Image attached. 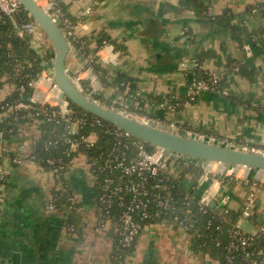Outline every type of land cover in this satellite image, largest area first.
Returning a JSON list of instances; mask_svg holds the SVG:
<instances>
[{
    "label": "crops",
    "instance_id": "0c3cea01",
    "mask_svg": "<svg viewBox=\"0 0 264 264\" xmlns=\"http://www.w3.org/2000/svg\"><path fill=\"white\" fill-rule=\"evenodd\" d=\"M62 1L75 21V36L87 44L83 51L70 47L67 68L93 97L106 104L115 100L117 106L129 108L134 99L128 89L117 94L115 84L108 83L102 73L113 79L121 75L132 81L142 113L154 122L163 126L176 122L180 134L191 132L193 136L264 151L263 41H250L244 33L240 37L228 27L212 25L184 7L182 0ZM203 1L208 16L220 17L229 10L231 26L264 29V0ZM89 55L96 56L101 73L86 66ZM198 58L202 73L223 75L227 93L200 91L193 100L181 103L197 78ZM238 65L241 71H229V66L233 69ZM49 87L42 88L40 97L38 89L33 95L59 104L54 97L58 92L48 93ZM13 90L9 79L0 80V103ZM169 96L180 101V106L170 108L173 103H169ZM42 129L39 121H27L4 141L8 153L0 158L5 179L0 180V264H113L110 254L116 224L98 226L94 177L92 171L90 178L83 168L84 155L76 156L66 173L78 208L74 212L65 207L47 209L56 174L30 158ZM15 157H22V162L16 164ZM172 168L176 171L177 167L172 163ZM244 174L243 169L237 172L232 189L220 184V192L229 197L227 204L232 210L243 208L249 192L243 183ZM183 184L190 185V180L184 179ZM209 184L205 182L202 189ZM71 214L76 227L69 224ZM245 219L254 223L253 230L243 229L246 232L264 226V186L258 189L253 214ZM191 240L186 230L151 222L137 239L133 254L121 264H220L194 249Z\"/></svg>",
    "mask_w": 264,
    "mask_h": 264
},
{
    "label": "built area",
    "instance_id": "2783aa9c",
    "mask_svg": "<svg viewBox=\"0 0 264 264\" xmlns=\"http://www.w3.org/2000/svg\"><path fill=\"white\" fill-rule=\"evenodd\" d=\"M49 4L48 10L50 9V15L58 24L63 23L64 28H61L65 32L70 45L73 46L72 40L76 38L74 24L64 15L61 8L55 7V4L51 0ZM24 12H26V10L19 0H0L1 17H13ZM25 32L33 36V40L35 41L32 42V47L37 52L39 58H42V63L44 64L41 77L30 83L35 89H38L37 82L41 79H47L46 77H48L49 65L47 64L48 61L38 53L36 47L39 45L45 46L46 43H49L51 47L52 42L48 39L41 25L33 18L26 21L18 31L21 36L24 35ZM43 40L46 41L43 42ZM95 61L96 56L89 55L86 58V66L93 69ZM196 65H198L197 62ZM21 68L22 66H16V76L20 74ZM95 79H97V77L93 78V80ZM49 81L52 84L54 80L53 78H49ZM74 81L82 88L77 80L74 79ZM223 81V75L211 73L206 79L193 81L188 95H190L193 100L195 95L200 91L223 93L225 92L224 89H221ZM54 87H56L55 82ZM14 89H17L23 96L25 91L24 85L17 87L14 84ZM88 95L92 97L93 92H88ZM54 97L60 102L59 104L42 101L33 94L29 97L30 101L40 104L39 110L33 113V115L38 118L39 122L43 123L45 121H50L59 124L63 121L65 127L63 133L54 134L46 139L44 144L45 150L49 151L53 148L56 149L59 145L64 144L67 147L63 152L70 155L71 152L82 147L84 144L88 148L97 144L98 136L96 135L82 136L81 138L75 136L78 126L84 124L85 118L73 116V112L69 108V102L60 100L58 94H54ZM97 101L107 107L116 108L118 111L124 112L128 116L140 121L146 123L150 121L154 122L143 113L140 114L129 111L128 107L125 106H117L115 100H112L108 104L100 100ZM45 104H50L52 108L56 106L59 108L52 109L48 112L45 110ZM29 107L30 105L24 100L16 101L10 107L9 104H6L2 107L5 110L3 117H9L12 113L11 111L18 112L22 109H28ZM169 107L174 109L176 106L170 105ZM96 118L97 120L93 125L96 124L104 127L105 125L101 121L102 119ZM155 123L157 125L161 124V122L157 121ZM166 127L180 134L176 122H171ZM105 131L113 135L114 142L109 150L101 152L100 158L102 159V163L98 169L101 175L96 176L92 173L94 185L95 183L98 185V194L95 198L98 226L104 227L113 220H117L119 223L117 231L120 234L118 245L124 247L130 246L139 238L145 227L144 221L153 217L161 218V222H166L172 227L187 230L188 225L186 219H181L179 214L171 215L170 211L173 209V200L172 196L168 195L170 188L174 186L175 182H179L180 178L179 174L176 177L172 174V163L176 164L177 159L182 157L172 156L168 151L161 148L150 150L146 147L144 141H133L130 138L131 134L118 127H107ZM187 134L192 135L191 132H187ZM196 137L203 138V136ZM241 148L264 153L262 150L249 148L247 146H242ZM7 153V149L4 146L3 133L0 132V154L5 155ZM30 158L39 162L35 154H31ZM22 160V157L14 158L16 164L21 163ZM42 160L45 161L56 174V184L52 194L53 197L48 201L47 209L55 211L65 207L68 212L76 210L78 208V200L76 195L69 189V184L66 180L67 172L64 170L65 163L63 159L59 157L58 160H56L55 158L47 157ZM241 169L245 171L244 178L247 179L249 168L245 166H224L221 163L220 165L216 164V162L205 165L204 173L199 179V184L203 185L205 182H210V184L201 194L197 192L192 194L189 189L194 188H192L191 185L183 184V187L186 189L185 198L189 200L187 205H189L193 199H197L199 210L203 213L209 211L213 201L216 202V205L218 203L220 205H228L227 201L229 197L227 195H222L220 192L222 180L215 177L210 178V174L235 177L237 172ZM3 179V169L0 167V180ZM258 180L262 182L261 177H258ZM258 189L259 184H254L252 190L246 195L242 216L228 230L227 240L219 237L216 241V245L221 247L224 251L225 264H264V246L260 244V240L264 236V226L255 232H246L241 227L242 219L248 218L253 214ZM63 197L66 202H61L60 204L58 201L59 199H63ZM227 211L228 210H225V212ZM169 213L170 217H166L165 215ZM208 222L209 225L212 224V220ZM216 230L223 234L222 222L216 225Z\"/></svg>",
    "mask_w": 264,
    "mask_h": 264
},
{
    "label": "trees",
    "instance_id": "16d2710c",
    "mask_svg": "<svg viewBox=\"0 0 264 264\" xmlns=\"http://www.w3.org/2000/svg\"><path fill=\"white\" fill-rule=\"evenodd\" d=\"M55 7H59L62 9L64 15L71 20V22L74 24L75 21L72 17L69 16L67 12V6L63 3L62 0H51ZM182 5L188 9H191L195 12V14L207 20L212 25H220L224 27H228L234 31L235 34L238 36H243L242 33L245 34L246 39H249L252 41V39L256 41H263L264 43V29L263 30H255V31H249L245 26L236 27L230 25V20L232 19V14L229 10L225 11L220 17H211L208 16L207 11L208 7L205 4L203 0H182ZM32 17L27 14V12H24L22 14H19L17 16H0V80L3 78L9 79V81L13 84H15L17 87L20 85L25 86V91L23 96L21 93L14 89L12 94L7 97L4 101L0 103V132L3 133V140L6 141L9 139L12 135L17 133L18 127L21 123L27 122V121H33L38 120L36 116L33 115L34 112H37L40 108V104L30 101L29 97L34 93L35 88L34 86L30 85L32 81L38 80L40 77V74L44 68V64L42 63V58H39L37 52L32 47V41L33 36L29 33H24V35H19L18 31L22 27V25L26 22L31 20ZM60 27L64 28L63 23L59 24ZM256 37V38H255ZM253 40V42H254ZM72 44L78 48L80 51H83V48L86 47V41L81 38H75L72 40ZM85 50V49H84ZM199 59V58H198ZM47 60V59H46ZM200 60H198V65L196 66V74L197 78L196 80L206 79L208 78L207 73H202V70L200 69L201 64ZM22 66L21 72L18 76H16V66ZM94 68L97 73H101L99 70H101L99 64L94 63ZM241 65L238 66H232L233 69H231V66H229V71L232 72L234 70L239 72L241 71ZM246 69L242 70V73L245 74ZM103 77L108 81V83H114L117 87V94L121 93V91H124L126 88L128 89V94L132 96L134 99V103L131 104L128 108L129 111H133L136 113L142 114L141 108L142 104H140V97L138 92L134 89V85L131 80H127L124 78V76L118 75L117 77L110 78L107 77L106 73H102ZM202 74V75H201ZM224 83V81H223ZM82 89L86 94H88V91L85 87L82 86ZM221 89H224L226 92V89L224 85L222 84ZM223 92V93H225ZM227 93V92H226ZM25 96V97H24ZM92 98L96 100H100L97 96ZM191 101V96L186 95L185 98L181 99V103L184 100ZM26 101L30 107L28 109H22L18 112L11 111V115L7 118L3 117V114L5 110L2 108L4 105L9 104V107L15 103L16 101ZM161 102L164 101V99H160ZM69 102V108L72 110V115L76 116L78 118H85L84 124H81L78 126L76 137L81 138L82 136H98V142L92 147H86L85 144L82 145V147H79L77 150L73 151L69 154H65L63 150L67 147L66 145H59L56 149H51L49 151L45 150L44 144L46 139L50 138L54 134H61L64 132V124L63 121L59 124L45 121L40 122L42 129V136L40 138V141L34 151L33 154L36 155V158L39 160V163L42 164L45 168L51 170V167L42 159H46L47 157L55 158L58 160L59 157L63 159V162L65 163V171L67 172L72 164V161L76 156L84 155L86 158V161L91 165V171L96 176L101 175L99 172V167L102 163V159L100 158L101 152H105L110 149V147L113 145L114 139L113 135L110 133H106L105 128L107 127H116L113 124L106 122L104 120H101L104 123V127L93 125L94 122H96L97 118L93 116L92 114L86 112L79 106L75 105L71 101ZM169 103H173L176 107L180 106V101H176V99L169 96ZM136 105V107H135ZM45 110L51 111L52 109H58L59 107H53L50 104H45ZM43 117V116H41ZM87 121V122H86ZM130 138L133 141L139 142L142 141L140 138L131 135ZM143 142V141H142ZM146 147L150 150H155L156 147L144 142ZM3 156L0 154V158ZM1 163V159H0ZM180 168V178L179 182H175L174 186L170 188L168 191V195L172 196L173 200V209L170 211L171 215L179 214L181 219H186V223L188 225V231L192 235V247L194 249H200L204 253L208 254L210 258L214 260H218L220 264H225V256L224 251L221 247L216 245V241L219 237L223 238L224 240H227V232L228 230L235 224L242 216L243 208H240L238 210H232L228 205H216L215 207H211L207 213H203L199 210V207L197 205V199H193L189 205H187L188 199L185 198V187H183L182 181L184 179L190 180V185L194 189H189V191L192 194H195L194 192H198L200 190L201 192L205 189H202V185L199 186V179L204 173V164L200 161L193 162L192 160H188L186 158H179L177 159V162L175 164V168ZM217 178L222 180V184H227L228 187L231 189L235 186V183L237 182L236 178L234 176H226L221 174H210V178ZM5 181V180H4ZM3 182H0V185ZM244 184H246V189L249 191L252 190L254 184H259V188L264 186V184L256 179L250 178V179H244ZM95 194L97 195V189L98 185L95 183ZM69 189L71 192H73L69 186ZM188 190V189H187ZM96 200V199H95ZM257 201V199H256ZM60 204L61 202H66L65 198L59 199L58 201ZM256 207V203H255ZM254 207V209H255ZM225 210H228L225 212ZM75 210H72L71 212H74ZM170 213L165 215L166 217H170ZM0 214H1V202H0ZM72 214L70 215V221L69 224L76 227L73 220L71 221ZM209 220H212V224L209 225ZM162 221L161 218L153 217L151 219H148L144 221V225H147L151 222H157ZM114 224H116V228H118L119 223L117 220L112 221ZM222 222V228H223V234H221L218 230H216V225ZM115 241L114 245L111 250V261L113 264H121L124 262L127 256L133 254L135 251V244L137 240L132 243L130 246H120L118 245L120 234L118 231H116L115 234ZM260 244L264 246V236L260 240Z\"/></svg>",
    "mask_w": 264,
    "mask_h": 264
},
{
    "label": "water",
    "instance_id": "95a60500",
    "mask_svg": "<svg viewBox=\"0 0 264 264\" xmlns=\"http://www.w3.org/2000/svg\"><path fill=\"white\" fill-rule=\"evenodd\" d=\"M26 12L36 20L53 45L52 59L48 72L59 88L58 97L63 101H71L86 112L140 138L142 141L165 149L172 156H181L193 162L200 161L205 165L219 162L224 166H245L249 168L247 179L258 180L257 172L264 171V153L251 149L233 146L211 138H199L190 134H179L170 128L157 125L155 122H143L128 116L116 108L107 107L86 94L67 68V57L70 42L60 25L50 15L48 9L42 7L37 0H19ZM212 207L216 202L211 203Z\"/></svg>",
    "mask_w": 264,
    "mask_h": 264
},
{
    "label": "rangeland",
    "instance_id": "374dc122",
    "mask_svg": "<svg viewBox=\"0 0 264 264\" xmlns=\"http://www.w3.org/2000/svg\"><path fill=\"white\" fill-rule=\"evenodd\" d=\"M40 2H44V4L46 5V8L48 9L49 8V6H50V0H39ZM50 10V9H49ZM49 39V38H48ZM35 40H33L32 42H34ZM49 46V47H48ZM37 48V51H38V53L40 54V55H42V57L44 58V59H47L46 61H48V62H50L51 61V59H52V53H53V45H51V47H50V44L49 43H46L45 44V46H42V45H39V46H37L36 47ZM47 62V64L49 65V63ZM40 77H41V74H40ZM39 77V78H40ZM48 80H49V78H53V76H52V74H49L48 73V77H46ZM54 82L55 81H53V83L51 84V86L48 88V90H47V92L49 93H51V92H53L52 90L53 89H55V87H54ZM56 84V83H55ZM119 100V103L120 104H123L124 102H123V100L121 99V98H119L118 99ZM49 102V101H48ZM50 102H53V100H51L50 99ZM36 121V120H35ZM85 157V156H84ZM86 159V158H85ZM75 162V161H74ZM73 162V163H74ZM82 165H83V168L86 170V172H87V174H88V176L91 178V165L86 161V162H84V163H82ZM215 168V167H214ZM171 172H172V174L176 177L179 173H180V168L178 167V168H176V171L175 170H173V168H171ZM240 173H241V171H240ZM257 175H258V177H261L262 179H264V176H261L260 175V171L259 172H257ZM245 200H246V197H245ZM242 221H243V226H242V228L243 229H247V230H253L254 229V223H252V222H250V221H247V219H242Z\"/></svg>",
    "mask_w": 264,
    "mask_h": 264
},
{
    "label": "bare ground",
    "instance_id": "6f19581e",
    "mask_svg": "<svg viewBox=\"0 0 264 264\" xmlns=\"http://www.w3.org/2000/svg\"><path fill=\"white\" fill-rule=\"evenodd\" d=\"M37 1H38V3H39L42 7H44L45 9H47V8H46V5L44 4V2H40L39 0H37ZM46 40H47V39H46ZM46 40H43V42H45ZM47 85L51 86V82H50L49 80H47V79H41L40 81L37 82V87H38L37 96L40 97L39 94L43 92V91H42V88L45 87V86H47ZM53 90L59 92V88L57 87V85H56L55 89H53ZM57 94H58V93H57ZM216 164H219V165H220L219 162H216ZM260 172H264V171H260Z\"/></svg>",
    "mask_w": 264,
    "mask_h": 264
}]
</instances>
